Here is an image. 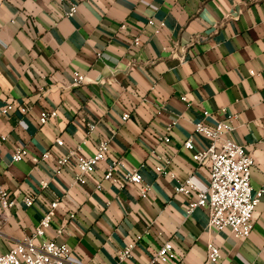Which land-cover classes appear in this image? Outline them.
<instances>
[{"label": "crops", "instance_id": "1", "mask_svg": "<svg viewBox=\"0 0 264 264\" xmlns=\"http://www.w3.org/2000/svg\"><path fill=\"white\" fill-rule=\"evenodd\" d=\"M71 1L0 0V179L18 199L0 207V251L30 236L58 198L37 241L67 243L70 264H145L167 239L180 264H212L209 241L221 264H264V192L250 235L236 238L210 226L208 208L188 212L196 192L176 190L188 178L198 190L208 186L209 165L184 146L190 136L197 149L209 145L195 133L199 122L233 127L226 135L253 156L251 184L264 189V0H74L67 17ZM102 139L109 158L85 183L75 168L59 167L70 150L90 156ZM18 149L27 153L16 161ZM114 157L118 175L139 169L145 196L141 185L103 179Z\"/></svg>", "mask_w": 264, "mask_h": 264}, {"label": "built area", "instance_id": "2", "mask_svg": "<svg viewBox=\"0 0 264 264\" xmlns=\"http://www.w3.org/2000/svg\"><path fill=\"white\" fill-rule=\"evenodd\" d=\"M63 2L64 0H59ZM78 9V2L72 0L68 8L63 12L67 17L75 15ZM148 24L151 26L161 27L164 23H157L150 19ZM140 37L133 40V44H140ZM84 81L81 74L75 77L76 84ZM13 108V104H8L3 108V112ZM20 110L25 112L26 107L20 106ZM57 111H43L41 114V123H46L50 117H55ZM129 114H124L126 120ZM94 128V124H90ZM233 130V127L225 122H218L215 126H208L199 122L195 126V133L202 134L210 140L206 148L197 149L192 136L188 137L184 146L191 150L193 158L199 163H206L210 167V178L205 190H198L195 183L186 179L176 190L190 196L196 192L194 199H190L187 205L188 212H192L197 207H206L209 210V224L217 230L228 229L236 238H243L250 235L257 217V205L263 195L264 189H254L251 184V172L255 165L253 156L242 144L234 141L226 134ZM226 135V136H225ZM2 139H6L2 136ZM165 142H170L169 136L163 137ZM59 145L63 144L61 138L56 139ZM81 147L70 150L67 154L58 159L60 168H75V181L85 183L87 176L93 173L98 164L109 158V143L107 140H100L97 150L94 154L86 156L80 152ZM27 151L18 149L13 159L21 160ZM49 152H45L41 157H34L35 161L47 159ZM122 160L118 157L111 158L107 164V170L103 179L110 180L113 183L125 187L126 184L134 183L141 185L143 196L148 191V186L143 185V177L138 168L124 171L118 175L117 168L121 165ZM163 171V168H157ZM43 187L46 186L44 182ZM23 203L30 206L35 202V196L25 194ZM60 205V200L56 198L47 206L44 215L36 226L33 233L26 239L10 246L5 251H0V264H70L69 255L71 249L65 242H57L55 239H45L37 241L38 237H43L46 230L51 227L53 216L56 214ZM18 206V199L3 185L0 179V207L9 209ZM74 217V214H70ZM63 232V227L57 229V233ZM135 246L134 242L120 254V258L130 256L131 250ZM207 259L212 264H221V251L217 244L209 241L207 244ZM180 256L175 251L172 239L165 240L159 249L149 258L145 264H180Z\"/></svg>", "mask_w": 264, "mask_h": 264}]
</instances>
